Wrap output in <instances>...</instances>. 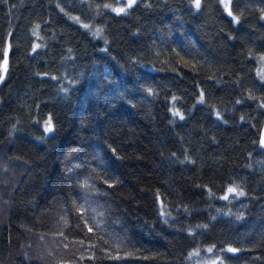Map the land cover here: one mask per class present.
I'll list each match as a JSON object with an SVG mask.
<instances>
[{
    "label": "trees",
    "instance_id": "trees-1",
    "mask_svg": "<svg viewBox=\"0 0 264 264\" xmlns=\"http://www.w3.org/2000/svg\"><path fill=\"white\" fill-rule=\"evenodd\" d=\"M120 6L0 0V264H264V0Z\"/></svg>",
    "mask_w": 264,
    "mask_h": 264
},
{
    "label": "snow or ice",
    "instance_id": "snow-or-ice-1",
    "mask_svg": "<svg viewBox=\"0 0 264 264\" xmlns=\"http://www.w3.org/2000/svg\"><path fill=\"white\" fill-rule=\"evenodd\" d=\"M222 2H224L225 8L228 9V15L229 16H233L232 11L230 10V7H229L231 0H222ZM135 3H136V0H127V3H126V6L125 7L114 8L112 10L113 11H116L117 13H124V12H126V8H131ZM192 3H193V6L197 10L200 9V7H201V0H192ZM105 7H110V6L109 5H105ZM233 19L238 21V18L237 17H234L233 16ZM37 47H39V45H37ZM34 51H35V49H34ZM4 55H5V57L7 56V50H5ZM3 64H4V69L3 70H4V72H6L7 71V60L6 59L4 60ZM261 78L264 79V74L261 75ZM2 79H3V76H0V80H2ZM201 102H202V100H201ZM174 114L175 115H180L178 112L177 113H174ZM180 118L183 119V116H181ZM45 131H47V132L53 131V126H52L51 118H49V120L46 122ZM261 144L264 145V140H261ZM228 192L229 193H236L238 195H244V193L242 191H238L237 188H234V187H230L228 189ZM223 198L224 199H228L227 196H225ZM85 226H87V221H85ZM88 231L91 232L92 231V228L91 227H88ZM208 251L211 252L212 249L209 248ZM228 251L235 252L236 249L229 248ZM195 254L198 255V253H195ZM214 264H215V262H214Z\"/></svg>",
    "mask_w": 264,
    "mask_h": 264
},
{
    "label": "water",
    "instance_id": "water-1",
    "mask_svg": "<svg viewBox=\"0 0 264 264\" xmlns=\"http://www.w3.org/2000/svg\"><path fill=\"white\" fill-rule=\"evenodd\" d=\"M261 140H264V123L262 125V128L260 130V135H259V142L261 143Z\"/></svg>",
    "mask_w": 264,
    "mask_h": 264
},
{
    "label": "rangeland",
    "instance_id": "rangeland-1",
    "mask_svg": "<svg viewBox=\"0 0 264 264\" xmlns=\"http://www.w3.org/2000/svg\"><path fill=\"white\" fill-rule=\"evenodd\" d=\"M126 3H127V0H126ZM121 7H123V6H120V7H117V8H121ZM258 70L260 71L261 70V67H259ZM214 262L216 264V261H202L201 263L202 264H214Z\"/></svg>",
    "mask_w": 264,
    "mask_h": 264
}]
</instances>
